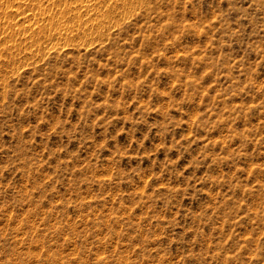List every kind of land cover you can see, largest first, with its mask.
Returning a JSON list of instances; mask_svg holds the SVG:
<instances>
[{"label":"rangeland","instance_id":"374dc122","mask_svg":"<svg viewBox=\"0 0 264 264\" xmlns=\"http://www.w3.org/2000/svg\"><path fill=\"white\" fill-rule=\"evenodd\" d=\"M0 264H264V0H0Z\"/></svg>","mask_w":264,"mask_h":264}]
</instances>
